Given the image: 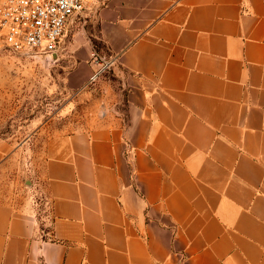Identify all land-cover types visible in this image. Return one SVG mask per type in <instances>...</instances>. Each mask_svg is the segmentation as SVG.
Returning <instances> with one entry per match:
<instances>
[{
	"label": "crops",
	"instance_id": "crops-1",
	"mask_svg": "<svg viewBox=\"0 0 264 264\" xmlns=\"http://www.w3.org/2000/svg\"><path fill=\"white\" fill-rule=\"evenodd\" d=\"M87 11L73 57L116 59L123 109L47 141L44 221L0 196V264H264V0Z\"/></svg>",
	"mask_w": 264,
	"mask_h": 264
},
{
	"label": "rangeland",
	"instance_id": "rangeland-1",
	"mask_svg": "<svg viewBox=\"0 0 264 264\" xmlns=\"http://www.w3.org/2000/svg\"><path fill=\"white\" fill-rule=\"evenodd\" d=\"M86 18L89 11L70 26L53 56L16 54L0 45V141L15 146L0 165V196L31 203L42 221L48 214L37 182L47 141L56 133L91 128L123 109L125 91L114 67L85 84L73 57V49H82L85 38L75 40L74 32ZM85 28L87 33L93 31V23Z\"/></svg>",
	"mask_w": 264,
	"mask_h": 264
},
{
	"label": "built area",
	"instance_id": "built-area-1",
	"mask_svg": "<svg viewBox=\"0 0 264 264\" xmlns=\"http://www.w3.org/2000/svg\"><path fill=\"white\" fill-rule=\"evenodd\" d=\"M91 0H0V45L16 54L56 55L70 26L83 17ZM96 82L116 59L96 48L90 53Z\"/></svg>",
	"mask_w": 264,
	"mask_h": 264
}]
</instances>
